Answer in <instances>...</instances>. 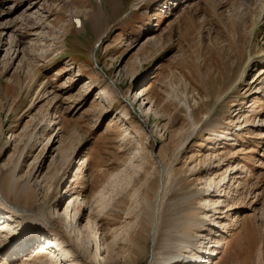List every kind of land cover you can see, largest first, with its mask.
<instances>
[{"label": "rangeland", "instance_id": "obj_1", "mask_svg": "<svg viewBox=\"0 0 264 264\" xmlns=\"http://www.w3.org/2000/svg\"><path fill=\"white\" fill-rule=\"evenodd\" d=\"M13 171L0 264H264V0H0Z\"/></svg>", "mask_w": 264, "mask_h": 264}, {"label": "bare ground", "instance_id": "obj_2", "mask_svg": "<svg viewBox=\"0 0 264 264\" xmlns=\"http://www.w3.org/2000/svg\"><path fill=\"white\" fill-rule=\"evenodd\" d=\"M146 1H149V0H143V2H146ZM186 141L187 140H185L182 143L181 148L184 146V144L186 143ZM15 174H16V171H13L11 173L10 178L8 180V183L5 186L3 185L4 183H1V185H2V191L0 192V200H2L3 203L5 205L9 206L10 208H16V210H18L19 212H21L23 214V216H24V219L26 221H32V222H34L36 224H40V222H43L46 226H44V224H43L42 227H47V226L50 227L51 226V220H48V221H46L44 219L42 220L41 217H40V215H36L34 213V211L31 210V208H32L31 206L29 208H27V205L24 204V205H20V207H14V204H13L14 202H17L18 203L21 200H23V199H21L22 197L23 198L24 197L26 198V194L27 193H29V195L31 193L32 194L34 193L33 192V189L30 186H28L27 184H23V185L20 184L16 180ZM167 174H168V170L165 171V173L163 175L164 177L162 176V184H161V187H160L161 193H160V195L158 193L157 196H156L159 201L157 200L156 210H155V213L153 215V220H152V223H151L152 238H153V243H155V246L154 247H156L157 244H158L157 243V239H158L159 231L162 229V225L164 224V222H167L166 220L163 222V215L165 213L164 212V207L165 206H163V204L165 205L164 198H166L165 197V192H166V189H167V183H165V181H163V178H164V180H166ZM4 188H5L6 193H4V191H3ZM170 224H172L171 228L173 227V229H174L175 226H176L175 222H172ZM161 238L164 239L162 241L163 244H164V247L162 249L164 250V249L167 248L169 251L174 250V252H170L174 256L175 249H179V246H178V243H177L178 242V239H177L176 231L175 230H172L171 232L169 231L167 234H165V237L162 235ZM205 238H206L207 241L210 240L208 236H205ZM48 245H52L53 246V244H51L50 241H49ZM207 246H208V242L202 243V245L200 246V248H197L196 249L197 250V252H196L197 257L194 256L195 253L193 251L192 252L194 254L191 253V256H193L192 258H193L194 262L187 261L189 263H186V262L185 263L186 264H195L197 262L196 264H199L200 261H198V259H196V258H199V260H203V257L202 256H199V255H200V253H202V255H203L204 252H207V248H208ZM158 257H159V254H156L155 253L154 258H153L154 259V262L155 261H158ZM169 258H170V260H173L174 259L172 257H169ZM183 259H185V257ZM174 261H175V264H180V263L182 264L183 263L182 261L180 262V260L178 261V258L177 257L174 259ZM206 261L207 260L205 259V262Z\"/></svg>", "mask_w": 264, "mask_h": 264}]
</instances>
